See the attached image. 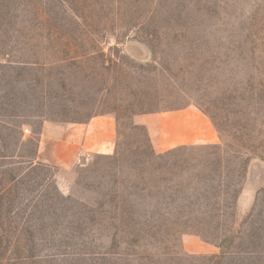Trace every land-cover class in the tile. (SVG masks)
<instances>
[{
    "label": "rangeland",
    "instance_id": "374dc122",
    "mask_svg": "<svg viewBox=\"0 0 264 264\" xmlns=\"http://www.w3.org/2000/svg\"><path fill=\"white\" fill-rule=\"evenodd\" d=\"M188 108L218 143L134 122ZM104 119L111 153L38 160ZM0 264H264V0H0Z\"/></svg>",
    "mask_w": 264,
    "mask_h": 264
},
{
    "label": "crops",
    "instance_id": "0c3cea01",
    "mask_svg": "<svg viewBox=\"0 0 264 264\" xmlns=\"http://www.w3.org/2000/svg\"><path fill=\"white\" fill-rule=\"evenodd\" d=\"M134 122L145 127L150 142L158 153L183 145H214L219 141L209 119L191 108L136 117ZM115 137L116 128L111 119L92 121L83 128L73 129L66 139L50 138L47 133H43L38 160L57 164L69 162L80 153L109 154L114 147Z\"/></svg>",
    "mask_w": 264,
    "mask_h": 264
},
{
    "label": "trees",
    "instance_id": "16d2710c",
    "mask_svg": "<svg viewBox=\"0 0 264 264\" xmlns=\"http://www.w3.org/2000/svg\"><path fill=\"white\" fill-rule=\"evenodd\" d=\"M239 128L242 129L241 127V124L239 123ZM240 135H242V130H240ZM243 136V135H242ZM242 138V137H241ZM174 151H170V152H167L165 154H161V155H157L156 156V160L158 161H164L165 157L168 156V155H171ZM243 171H244V168H243ZM170 204H172V201L170 202ZM226 239H222L220 244L218 245V248L220 249L221 252H223V249H224V245H223V242L225 241Z\"/></svg>",
    "mask_w": 264,
    "mask_h": 264
}]
</instances>
